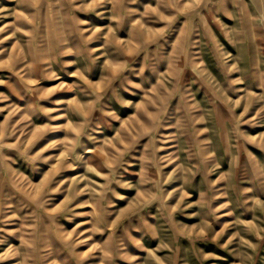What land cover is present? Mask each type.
I'll return each instance as SVG.
<instances>
[{"label":"rangeland","instance_id":"obj_1","mask_svg":"<svg viewBox=\"0 0 264 264\" xmlns=\"http://www.w3.org/2000/svg\"><path fill=\"white\" fill-rule=\"evenodd\" d=\"M0 264H264V0H0Z\"/></svg>","mask_w":264,"mask_h":264}]
</instances>
